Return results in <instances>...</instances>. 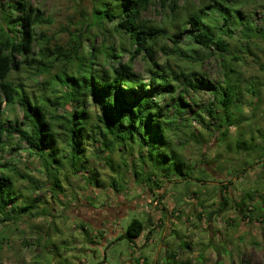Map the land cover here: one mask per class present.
<instances>
[{
    "label": "trees",
    "instance_id": "obj_1",
    "mask_svg": "<svg viewBox=\"0 0 264 264\" xmlns=\"http://www.w3.org/2000/svg\"><path fill=\"white\" fill-rule=\"evenodd\" d=\"M246 1L198 0L182 6L179 0H91L90 15L84 20L89 34H82L81 23L69 31L65 41L58 42L38 29L51 23L38 6L29 0H0V221L6 225L32 206L19 203L22 194L15 187V178L27 174L2 156L7 150L5 142L14 133L30 155L40 158L58 190L61 185L56 173L61 158L66 157L74 169L86 167L81 156L86 157L92 142L109 152L114 145L135 143L138 153L144 152L153 163L142 179L149 189H158L163 178L169 181L172 175L177 180H191V166L171 137L192 121L204 129L210 125L200 112L184 114L190 106L184 96L190 92L211 95L202 110L223 128L221 139L226 138L228 126L241 120L234 111L241 97L238 65L245 54L255 55L250 44L264 37V28L252 21L254 11L244 12ZM153 6L160 10L158 22L143 17ZM98 36L101 40L95 46ZM122 54H126L125 60H121ZM209 55L221 61V82H210L195 67ZM136 58L143 62L144 73L134 69ZM259 68L264 72V62ZM256 83L249 84L251 94H255ZM89 98L96 109L87 107ZM216 107L221 111L218 116ZM17 109L22 112L20 122ZM191 134L201 144V133L193 130ZM256 162L264 169L262 157ZM156 168L162 172L158 180L153 172ZM229 183L221 184V196L217 193L222 207ZM251 198V193H245L237 206L243 209ZM201 215L198 213L199 219ZM143 230V222L134 217L120 237L138 238ZM4 239L0 237V247ZM174 255V251L167 252V257Z\"/></svg>",
    "mask_w": 264,
    "mask_h": 264
},
{
    "label": "rangeland",
    "instance_id": "obj_2",
    "mask_svg": "<svg viewBox=\"0 0 264 264\" xmlns=\"http://www.w3.org/2000/svg\"><path fill=\"white\" fill-rule=\"evenodd\" d=\"M29 1L51 19L49 25L38 29L54 40L65 41L69 31L81 23L82 34H89L84 20L90 15L91 0ZM197 2L179 0L182 6ZM244 4V12L254 11L252 21L264 28V0ZM143 17L158 22L160 10L153 6ZM100 40L96 37L94 45ZM84 46L89 48L88 44ZM250 47L255 55L245 54L244 62L238 65L241 97L234 111L241 120L228 126L225 139H221L223 128L216 126L217 119L202 110L211 95L205 91L184 96L190 103L184 114L200 112L210 124L204 129L192 121L171 137L191 166V180H177L172 175L169 181L163 178L158 189H149L142 179H146L153 163L144 152L138 153L135 143L114 145L109 152L92 142L88 143L86 157L81 156L86 167L74 169L66 157L61 158L56 173L61 185L58 190L40 158L30 155L27 145L16 140L14 133L10 142H5L7 150L2 156L27 174L26 178H15V187L22 194L19 203L32 206L30 212L6 225L0 221V237H5L0 264H143V258L146 264H264V169L261 162H256L259 157L264 159V72L259 68L264 62V37H258ZM126 58V54L121 55V60ZM220 65V59L209 55L195 67L210 82H221ZM133 66L144 73L140 58ZM251 83H256L255 94L249 92ZM87 107L96 109L92 98ZM215 110L220 115V108ZM16 111L20 122L22 112ZM193 130L201 133V144L194 141ZM180 141L184 142L181 146ZM243 167L248 168L235 175ZM153 170L154 177L160 179L162 172ZM135 171L139 173L135 175ZM199 176L205 180L197 181ZM229 181L228 198L222 207L219 188ZM211 191L214 193L209 195ZM247 192L252 198L246 200L243 209L247 210H243L237 203ZM242 212L251 218L243 217ZM198 213L202 214L200 219ZM134 217L143 222L142 234L131 240L120 237ZM170 251L175 253L173 258L167 257Z\"/></svg>",
    "mask_w": 264,
    "mask_h": 264
},
{
    "label": "flooded vegetation",
    "instance_id": "obj_3",
    "mask_svg": "<svg viewBox=\"0 0 264 264\" xmlns=\"http://www.w3.org/2000/svg\"><path fill=\"white\" fill-rule=\"evenodd\" d=\"M223 206H225V204H223ZM220 210V208L219 209H217L216 211H219Z\"/></svg>",
    "mask_w": 264,
    "mask_h": 264
}]
</instances>
